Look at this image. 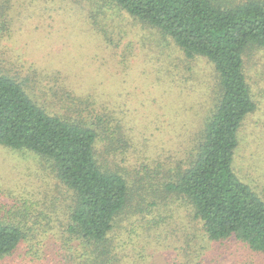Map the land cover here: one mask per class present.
<instances>
[{"label":"rangeland","instance_id":"rangeland-1","mask_svg":"<svg viewBox=\"0 0 264 264\" xmlns=\"http://www.w3.org/2000/svg\"><path fill=\"white\" fill-rule=\"evenodd\" d=\"M38 1L8 5L13 18L11 29L8 20L0 19V63L23 76L37 68L40 77L26 88L51 111L65 113L61 88L69 86L80 95L99 94L124 120L131 145L126 160L117 161L133 178L136 214L119 217L122 224H131L118 229L105 252L96 244L74 241L68 231L72 191L43 157L0 145V214L5 216L17 202H29L33 217L26 224L38 228L0 264H99L100 257V264H108V258L114 264H264V255L234 240L213 242L204 255L201 224L183 199L160 187L170 177L163 172L185 159L197 118L214 96L213 65L204 58L188 61L169 36L111 5L100 7L107 13L100 18L102 28L117 40L114 45L87 21L90 5L80 10L73 0ZM4 25L8 31L1 34ZM126 46L133 48L129 58ZM244 57L257 108L242 126L235 164L241 177L262 186L264 195V49H251ZM45 86L59 93L46 98L40 91ZM173 211L176 216H167Z\"/></svg>","mask_w":264,"mask_h":264},{"label":"trees","instance_id":"trees-1","mask_svg":"<svg viewBox=\"0 0 264 264\" xmlns=\"http://www.w3.org/2000/svg\"><path fill=\"white\" fill-rule=\"evenodd\" d=\"M11 2L14 0H0V19L8 20L9 29ZM73 2L80 10L91 6L87 21L108 45L117 44V40L101 25V14L107 13L100 7L106 4L169 36L188 61L204 58L213 65L217 74L214 96L197 118L185 159H179L172 171L163 172L170 177L160 187L190 207L193 220L201 224L204 255L213 242L228 240L264 255L262 186L241 177L235 164L242 126L257 108L244 56L251 49H264V0ZM8 27L4 25L1 34H6ZM124 50L129 58L133 48ZM10 69L0 63V145L33 152L50 163L56 177L73 193L68 223L72 239L86 246L96 244L105 252L106 243L120 234L118 229L131 224H122L119 217L136 214L133 178L117 161L126 160L131 145L126 123L98 99L99 94L80 95L69 86L61 88L65 113L51 111L26 88L32 87L34 77H40L35 73L39 70L31 68L33 72L23 76ZM43 90L46 98L51 92L53 97L59 93L48 86L40 87ZM142 205L137 207L140 211H144ZM31 208L29 202L22 201L5 216L0 214V258L11 255L34 228L38 230L26 224L33 217ZM176 212L167 216H176ZM100 260L96 262L100 264ZM107 263L114 261L108 258Z\"/></svg>","mask_w":264,"mask_h":264}]
</instances>
